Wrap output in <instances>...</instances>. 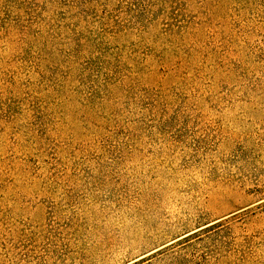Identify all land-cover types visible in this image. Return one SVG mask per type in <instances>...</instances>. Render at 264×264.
Listing matches in <instances>:
<instances>
[{
  "label": "rangeland",
  "instance_id": "rangeland-1",
  "mask_svg": "<svg viewBox=\"0 0 264 264\" xmlns=\"http://www.w3.org/2000/svg\"><path fill=\"white\" fill-rule=\"evenodd\" d=\"M0 264H264V0H0Z\"/></svg>",
  "mask_w": 264,
  "mask_h": 264
}]
</instances>
